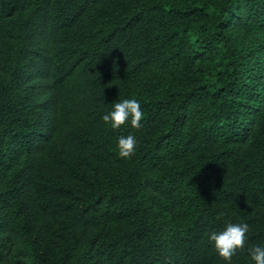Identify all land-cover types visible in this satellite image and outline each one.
<instances>
[{"label":"trees","instance_id":"trees-1","mask_svg":"<svg viewBox=\"0 0 264 264\" xmlns=\"http://www.w3.org/2000/svg\"><path fill=\"white\" fill-rule=\"evenodd\" d=\"M125 98L139 129L101 118ZM241 221L255 264L264 0H0V264H229Z\"/></svg>","mask_w":264,"mask_h":264},{"label":"clouds","instance_id":"clouds-1","mask_svg":"<svg viewBox=\"0 0 264 264\" xmlns=\"http://www.w3.org/2000/svg\"><path fill=\"white\" fill-rule=\"evenodd\" d=\"M144 113L141 102L138 99L125 98L115 102L112 108L102 115V120L112 129H119L122 125H130L132 128L142 127ZM137 138L134 134L119 135L116 146L118 155L129 158L137 147ZM249 224L247 222H226L222 230L210 232L208 239L216 252L229 261L244 247L248 237ZM249 255L255 264H264V244H256L249 248Z\"/></svg>","mask_w":264,"mask_h":264}]
</instances>
